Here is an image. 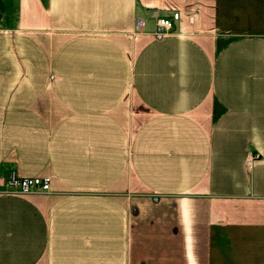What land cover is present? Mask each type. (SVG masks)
Segmentation results:
<instances>
[{
	"label": "crops",
	"instance_id": "1",
	"mask_svg": "<svg viewBox=\"0 0 264 264\" xmlns=\"http://www.w3.org/2000/svg\"><path fill=\"white\" fill-rule=\"evenodd\" d=\"M0 264H264V0H0Z\"/></svg>",
	"mask_w": 264,
	"mask_h": 264
},
{
	"label": "built area",
	"instance_id": "2",
	"mask_svg": "<svg viewBox=\"0 0 264 264\" xmlns=\"http://www.w3.org/2000/svg\"><path fill=\"white\" fill-rule=\"evenodd\" d=\"M181 15L177 11H171L168 16H156L155 33L170 34L176 32L179 28ZM145 27L143 18L138 17L135 20V31L141 32ZM259 154L250 152L247 157V164L259 159ZM50 191V180L47 177L26 178L19 176L15 171H10L5 177L3 183V192L6 194L24 195V194H43Z\"/></svg>",
	"mask_w": 264,
	"mask_h": 264
},
{
	"label": "rangeland",
	"instance_id": "3",
	"mask_svg": "<svg viewBox=\"0 0 264 264\" xmlns=\"http://www.w3.org/2000/svg\"><path fill=\"white\" fill-rule=\"evenodd\" d=\"M146 26H148V23L146 24Z\"/></svg>",
	"mask_w": 264,
	"mask_h": 264
}]
</instances>
